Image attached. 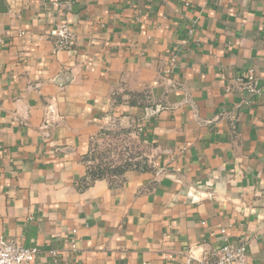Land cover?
I'll use <instances>...</instances> for the list:
<instances>
[{"label": "crops", "instance_id": "0c3cea01", "mask_svg": "<svg viewBox=\"0 0 264 264\" xmlns=\"http://www.w3.org/2000/svg\"><path fill=\"white\" fill-rule=\"evenodd\" d=\"M3 6L0 236L36 247L33 264H54L49 249L57 264H186L224 242L264 264V0ZM61 21L76 40L56 51ZM249 69L257 93L236 81ZM117 128L148 168L80 190L91 143Z\"/></svg>", "mask_w": 264, "mask_h": 264}, {"label": "built area", "instance_id": "2783aa9c", "mask_svg": "<svg viewBox=\"0 0 264 264\" xmlns=\"http://www.w3.org/2000/svg\"><path fill=\"white\" fill-rule=\"evenodd\" d=\"M21 33V32H20ZM48 35L51 37L56 51L71 49L76 40V35L71 25L66 21L54 23L48 29ZM175 63V54H172L168 60L166 71L169 72ZM237 83L243 85L248 91L257 93V78L253 70L249 69L244 77L236 79ZM224 233V229H220ZM75 229H72L65 238V243L70 251L77 250ZM38 249L33 246H24L20 240L15 238H5L0 236V264H33ZM48 254L53 258L54 264H57L56 257L59 255L56 250L49 249ZM211 259L197 258L192 251L186 254L185 263L190 264L196 261L198 264H249L246 260L245 244H232L224 242L217 250L210 255Z\"/></svg>", "mask_w": 264, "mask_h": 264}, {"label": "rangeland", "instance_id": "374dc122", "mask_svg": "<svg viewBox=\"0 0 264 264\" xmlns=\"http://www.w3.org/2000/svg\"><path fill=\"white\" fill-rule=\"evenodd\" d=\"M119 129V130H118ZM105 130L100 136L93 140V159L91 164L101 161L111 164L135 163L146 158L147 147L137 139V134H127L117 128L114 132ZM131 166V165H130Z\"/></svg>", "mask_w": 264, "mask_h": 264}, {"label": "trees", "instance_id": "16d2710c", "mask_svg": "<svg viewBox=\"0 0 264 264\" xmlns=\"http://www.w3.org/2000/svg\"><path fill=\"white\" fill-rule=\"evenodd\" d=\"M92 151L93 149L90 145L89 152L83 158L87 163V168L85 175L79 179L78 188L80 190L88 187L92 182L97 179H107V181L110 183H119L122 181V174L124 170L132 166H139L142 169L148 168V165L144 161V159L136 161L135 163H133L134 165L128 164L126 162H124L123 164L114 165L111 163H102L101 161L91 164L90 162L94 158L92 155Z\"/></svg>", "mask_w": 264, "mask_h": 264}, {"label": "water", "instance_id": "95a60500", "mask_svg": "<svg viewBox=\"0 0 264 264\" xmlns=\"http://www.w3.org/2000/svg\"><path fill=\"white\" fill-rule=\"evenodd\" d=\"M74 6H78V5H74ZM6 9H5V7L3 6V0H0V12H4ZM58 82H60V81H58Z\"/></svg>", "mask_w": 264, "mask_h": 264}]
</instances>
